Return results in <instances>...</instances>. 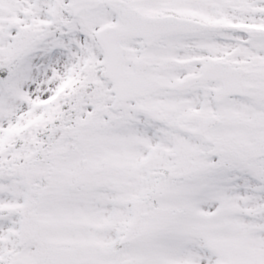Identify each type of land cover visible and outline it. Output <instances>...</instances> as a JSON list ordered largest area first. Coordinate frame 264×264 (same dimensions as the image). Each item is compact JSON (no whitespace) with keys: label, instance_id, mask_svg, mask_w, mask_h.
I'll list each match as a JSON object with an SVG mask.
<instances>
[{"label":"snow or ice","instance_id":"snow-or-ice-1","mask_svg":"<svg viewBox=\"0 0 264 264\" xmlns=\"http://www.w3.org/2000/svg\"><path fill=\"white\" fill-rule=\"evenodd\" d=\"M0 264H264V0H0Z\"/></svg>","mask_w":264,"mask_h":264}]
</instances>
